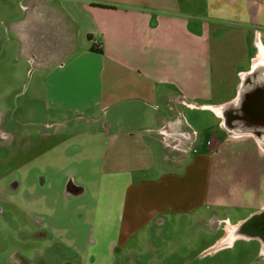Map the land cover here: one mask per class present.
<instances>
[{
    "label": "crops",
    "instance_id": "obj_1",
    "mask_svg": "<svg viewBox=\"0 0 264 264\" xmlns=\"http://www.w3.org/2000/svg\"><path fill=\"white\" fill-rule=\"evenodd\" d=\"M91 1L73 0L71 10L63 6L69 15L50 10L46 17L20 19L13 23V32L17 35L16 30L20 33L22 28L21 48L39 55L41 96L46 108L61 119L58 124L94 120V108H115L112 112L103 109L106 123L102 130L108 139L100 160L105 170L98 176L104 180L100 190L105 202L100 207L115 206L114 211L104 213L109 221L102 226L108 232L107 250H119L120 242L125 245L137 232L151 231L154 226L184 222L187 227H207L210 218L216 217L208 209L215 198L212 179H248L243 182L251 187V168L264 171V141L251 128L235 122L244 119L245 107L253 104L256 85L252 75L257 72L264 79V44H251L249 30L229 36L240 41L236 72L225 83L224 74L215 70L214 83L212 49L205 30L196 35L203 40V53L196 54L198 60L193 58L187 19L191 16L175 12L167 13L168 17L140 16L133 8L136 12L111 17L122 13L112 3L137 4L101 0L108 1L109 7H100ZM263 3L247 0L249 17H259ZM161 22L172 32L164 38L159 31ZM172 36L178 37L177 44H160ZM93 45L100 46L101 52L91 51ZM193 72L200 80H192ZM131 101L137 102L134 110L117 107ZM187 106L209 110L218 134L202 133L201 119L193 128L180 110ZM230 137L245 138L248 144H225ZM224 166H232L225 177ZM245 207L246 214L233 222L229 217L218 221H225L218 244L250 239L233 231L247 215L263 210L264 200Z\"/></svg>",
    "mask_w": 264,
    "mask_h": 264
},
{
    "label": "rangeland",
    "instance_id": "obj_2",
    "mask_svg": "<svg viewBox=\"0 0 264 264\" xmlns=\"http://www.w3.org/2000/svg\"><path fill=\"white\" fill-rule=\"evenodd\" d=\"M108 1L91 3L104 6ZM124 1L137 5L112 3L122 13H112L111 17L127 11L150 17H168L167 13L174 12L191 16L187 19L193 36V58L203 53V40L196 39V35L207 31L214 83L215 70L224 74L225 83L231 82L236 72L240 41L229 36L249 30L251 44H264V8L259 17H249L247 0H175V4L173 0ZM72 2L0 0V264H264V245L255 238H238L227 246L217 241L225 233L220 229L221 225L224 229L225 221L218 224L219 220L229 217L233 222L246 214L245 206L264 200V171L252 168L251 187L243 182L248 179H212L216 185L211 195L215 198L209 201L208 209L216 217L213 221L210 218L207 227H187L184 222L154 226L151 231L137 232L125 245L120 242L119 250H107L104 242L109 241L108 232L102 226L109 221L104 213L114 211L115 206L100 207L105 202L100 190L104 180L98 179L105 170L100 160L108 139L102 130L106 108H94V120L82 118L58 124L61 119L46 108L41 96L43 78L38 77L36 66L39 55L21 48L22 28L21 35L17 30V35L13 32V23L20 19L46 17L50 10L69 15L63 6L71 10ZM45 3L49 8L44 7ZM159 31L161 38L172 33L162 22ZM173 43H178L177 36L160 42ZM216 58L223 63L216 64ZM192 80H200V75L193 72ZM136 103L122 102L117 107L130 111ZM106 110L112 112L115 108ZM180 110L193 128L201 119L202 133L218 134L209 110L191 106ZM235 138L223 142L248 144L245 138ZM224 168L225 177L232 166Z\"/></svg>",
    "mask_w": 264,
    "mask_h": 264
},
{
    "label": "water",
    "instance_id": "obj_3",
    "mask_svg": "<svg viewBox=\"0 0 264 264\" xmlns=\"http://www.w3.org/2000/svg\"><path fill=\"white\" fill-rule=\"evenodd\" d=\"M245 114L251 119H258L259 115L264 117V91L254 96L253 104L246 106ZM233 234L256 238L264 245V209L253 213L239 223Z\"/></svg>",
    "mask_w": 264,
    "mask_h": 264
},
{
    "label": "flooded vegetation",
    "instance_id": "obj_4",
    "mask_svg": "<svg viewBox=\"0 0 264 264\" xmlns=\"http://www.w3.org/2000/svg\"><path fill=\"white\" fill-rule=\"evenodd\" d=\"M252 77L253 78L251 79L254 80L256 85L254 89V96H256L258 93L264 91V79H262L261 76L259 77V74H257V72H255ZM243 115L244 119H238V121L235 122L239 123L244 127L251 128V130L256 133L261 140L264 141V117H261L259 115L258 119H251L250 116H246V114Z\"/></svg>",
    "mask_w": 264,
    "mask_h": 264
},
{
    "label": "trees",
    "instance_id": "obj_5",
    "mask_svg": "<svg viewBox=\"0 0 264 264\" xmlns=\"http://www.w3.org/2000/svg\"><path fill=\"white\" fill-rule=\"evenodd\" d=\"M97 6H101V7H107V5H99V4H96ZM109 7V6H108ZM91 51H93V52H96V53H100L101 52V48H100V46H98V45H93L92 47H91Z\"/></svg>",
    "mask_w": 264,
    "mask_h": 264
},
{
    "label": "bare ground",
    "instance_id": "obj_6",
    "mask_svg": "<svg viewBox=\"0 0 264 264\" xmlns=\"http://www.w3.org/2000/svg\"><path fill=\"white\" fill-rule=\"evenodd\" d=\"M262 54H264V51H261Z\"/></svg>",
    "mask_w": 264,
    "mask_h": 264
}]
</instances>
